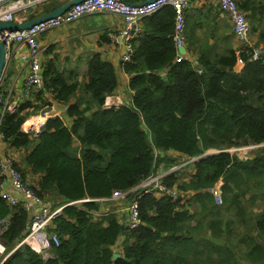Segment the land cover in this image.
Segmentation results:
<instances>
[{"label":"trees","instance_id":"obj_1","mask_svg":"<svg viewBox=\"0 0 264 264\" xmlns=\"http://www.w3.org/2000/svg\"><path fill=\"white\" fill-rule=\"evenodd\" d=\"M65 1L48 0L28 20ZM237 4L264 47V0ZM185 14L184 45L197 30L204 38L202 44L192 43L200 54L198 64L183 56L172 61L177 54L174 11L167 6L143 18L145 28L132 39L130 59L121 61L129 75L127 87L133 90L130 104L104 106L117 77L115 67L98 52L89 56L86 78L81 80L77 71L58 66L55 54L42 65V87L32 92V99L18 101L14 110L3 114L0 132L8 145L24 150L21 167L39 175L34 184L27 180L33 191L46 199L59 196L60 204L108 197L114 189L137 185L154 172L156 161L168 149L188 157L210 148L217 151L194 161L195 171L188 179L179 181L176 170L163 176L166 185H176V198L141 193V222L134 228L125 229L113 213L93 219V211L100 208L94 200L65 204L52 220L59 240L51 242L49 257L25 243L15 247L31 214L0 197V220L7 219L0 239L9 253L1 264H243L242 259L264 264V209L255 215V235H240L238 241L246 249L238 257L235 248L215 240L221 236L217 209L222 202L217 203L210 190L221 180L222 201H232L245 194L240 184L248 178L264 192V154L242 159L227 150L264 142V63L251 59L245 48L236 54L227 23L219 19L221 26H216V13L190 8ZM216 27L219 33L214 32ZM209 37L214 42L208 46ZM238 59L243 66L236 71ZM168 65L162 77L157 70ZM55 102L66 105V121L47 116L38 132L24 130L30 116L44 114ZM197 213L199 220L192 225ZM121 235L122 248L114 258Z\"/></svg>","mask_w":264,"mask_h":264},{"label":"built area","instance_id":"obj_2","mask_svg":"<svg viewBox=\"0 0 264 264\" xmlns=\"http://www.w3.org/2000/svg\"><path fill=\"white\" fill-rule=\"evenodd\" d=\"M43 0H36L41 2ZM218 6L224 12L231 23L235 38L240 45L237 48V53L241 48H245L249 52L251 59H261L264 63V47L261 45L254 46L250 39V24L246 17V13L238 7L237 0H217ZM190 5V0H152L143 4L136 2H128L125 0H81L70 5L66 10L57 16L45 19L30 27L19 30H0V42H3L5 48L6 61L12 56L17 58L27 65V73L24 79V88L22 90V100L30 97L32 90H38L42 87V47L38 40L39 36L46 31L70 23L84 15L95 13H111L118 15L121 18V25L116 33H110V41L114 44H120L122 52L120 55L121 61H127L131 57L133 51L132 39L141 32V22L147 15L157 12L164 7H171L174 11V34L173 38L176 45H184V31L186 10ZM18 8L15 6L14 0H0V20L13 21L14 11ZM16 45L17 50H12V46ZM239 60V59H238ZM241 60V59H240ZM197 72H202L200 67L196 68ZM3 73V71H2ZM3 76L0 75V121L6 111L15 109L16 104L8 101V98L2 93ZM61 104V103H60ZM55 103H52L50 109ZM62 105V112L54 110L53 113L44 112L46 116L57 115L62 120L66 105ZM0 136L4 139L3 133ZM264 143L250 144L237 148L241 151L251 147L262 146ZM156 152L155 154H157ZM197 160V157H187L185 163H192ZM156 165V164H155ZM162 165V164H161ZM160 168H164V166ZM179 165H171L168 169L151 173L146 178L142 179L137 185L128 189H114L110 196L100 198H83L75 201L55 206L52 202L33 191L22 171L15 163L14 158L8 152H0V197L10 205L20 204L25 210L31 214L29 224L23 236L18 240L15 247L22 243L27 244L30 248L40 253L43 257L51 256L49 246L51 242L58 243V235L52 227V220L60 214L61 209L65 204H73L86 200H94L100 204V208H104V212L124 214V221H118L126 228L131 229L136 227L141 219L138 214V200L141 193H150L152 195H168L176 198L179 194L176 187L168 186L163 182V176L168 171L179 168ZM6 182L10 187H6ZM220 181L210 190L215 195V201L220 203V196L214 188L218 187ZM113 207V208H111ZM111 208V209H110ZM99 210L93 211V219H100ZM7 219L0 220V234L6 226ZM6 253L5 246L0 239V254ZM8 253L5 254V257ZM2 259V261L5 259ZM1 261V262H2ZM0 262V264H1Z\"/></svg>","mask_w":264,"mask_h":264},{"label":"crops","instance_id":"obj_3","mask_svg":"<svg viewBox=\"0 0 264 264\" xmlns=\"http://www.w3.org/2000/svg\"><path fill=\"white\" fill-rule=\"evenodd\" d=\"M35 1L36 0H14L15 6H18L16 10H19V9H22V10H19L17 13L14 14L13 21L14 22L26 21L29 19L28 17L31 14L35 12H39L41 10V7H37L38 3H35ZM190 7L194 9L195 13H196V9H202L209 14L216 13L218 17L216 19V26H221L219 19L226 22L229 27L228 32L232 34L230 37V45H232V47L235 48V52L237 54L236 49L239 46L238 41L236 40L235 35L233 33L229 18L224 12L220 10L218 6V1L217 0H193ZM165 9L166 7L161 8L157 12L151 15L159 14L163 12ZM88 17H91V19L100 18V23L103 26L101 27V30L96 32L94 35H90L88 32H84L83 33L84 39L82 40L83 42L82 46L75 47L74 45H71L69 43L70 35L67 30L68 28L67 25H70V24H65V25L50 29L39 36L38 40L42 47V51H41L42 65H44L46 60L50 59L53 55L57 54L58 55V59H57L58 66H60L63 69H67V70L70 69L72 71H77L78 80H81V79L86 78L84 74H85L86 64H87V60L89 56L93 52H98L102 59L109 61L115 67V73L117 77V86L111 94L105 97L104 106L105 107H118L121 104H130L133 90L127 87L129 75L124 71L122 64H121L120 55L122 52V47L120 44L112 43L109 37L110 33H116L118 31L119 26L121 25V18L118 15H114L111 13H98V14H94ZM88 17H85V18H88ZM145 22H146V19H143L141 22V32L145 28ZM214 32L219 33V30L217 29V27ZM198 36H199V39H198ZM250 39L253 44L258 43L257 45L263 46L261 42H258V32L257 31L251 30ZM203 41H204V38L201 37L200 31L197 30L188 39H186V43L183 46L182 50L179 49V45H175L177 54H176V57L172 61L176 62V60L180 59L182 55L183 57L189 59L193 64H198V59H199L200 54H199L198 49L192 46V43L202 44ZM213 42H214V38L209 37L206 42V45L208 46L212 45ZM12 50H17L16 45L12 46ZM211 56H213V54H211ZM242 66H243V61L239 59L235 63L234 69L236 71H239L241 70ZM170 67L171 66L168 65L165 68L159 69L157 71L162 77H164ZM26 73H27V65L21 62L17 58V52H16V56H12L10 60L6 61L4 68H3V73H2V76L4 77L3 78L4 81H3L1 91L8 98L9 102L17 105V102L22 100V90L24 88V79H25ZM34 91L35 90H32V92ZM33 95L34 93H32L29 99L33 98ZM47 96H48V99L51 98L50 94H47ZM54 110L62 112V105L58 102H55V105L49 111L53 113ZM46 115L43 116L40 114H35V115L30 116L28 120L26 121V126L28 127V124H29L31 125V128H33L35 132H38L40 125L47 118ZM4 151L12 155L15 163L21 168L23 173L25 172V177L29 182L34 184L35 181L38 180L39 178L38 174L30 173L28 169L22 168L20 165L21 157L23 155L24 150L11 147L0 136V152H4ZM163 154L165 155L171 154L175 156V155L183 154V153L177 150H174V149H168L164 151ZM6 187H10V184L8 182H6ZM259 201L260 199L257 200V202ZM256 209L257 208H255V210ZM98 210H99L98 212L101 213L99 218H102V216L107 214L106 212H104L105 209L102 207L99 208ZM257 210L259 211L260 208ZM254 219H255V216H254ZM104 221L105 220H103V222ZM114 249H116V247Z\"/></svg>","mask_w":264,"mask_h":264},{"label":"rangeland","instance_id":"obj_4","mask_svg":"<svg viewBox=\"0 0 264 264\" xmlns=\"http://www.w3.org/2000/svg\"><path fill=\"white\" fill-rule=\"evenodd\" d=\"M47 1L48 0H43L41 2H35V3H38L37 7H41V4L43 5V3H46ZM192 1L193 0H190V5L188 6L186 10L187 13L190 10V8H192L190 7ZM19 10H22V9H19ZM19 10H15L14 14L17 13ZM95 14H98V13H95ZM92 15L94 14L84 15L70 23H67V24H70V25H67L68 27L67 30L70 35L69 43L71 45H74L75 47L82 46L83 45L82 40L84 39L83 38L84 32H88L90 35H94L96 32L101 30V27L103 25L100 23V18L91 19V17H88ZM85 17H88V18H85ZM246 17L249 22V17L247 15ZM187 22H188V18L186 17V23ZM238 45H242V44L238 42ZM40 115L45 116L43 113ZM24 130L31 131V133L34 132L33 128L31 127L30 128L28 127L27 129H24ZM228 149L231 153L236 154L238 157L242 159L248 156H251V155L253 156L256 153L264 154V146L255 147V148L251 147V148H247L241 151H237V150L233 151L232 147ZM165 157H167L168 159H166ZM186 158L187 157L184 154H178L175 156L171 154H166L164 155L163 158H158L156 165H155L154 173L166 170L171 165L181 164V166L176 169L177 171L176 176L178 177L179 181H182L183 179H188L189 175L192 173L193 164L190 162L185 163ZM160 165L161 167L164 166V168L161 169ZM243 188L246 189L245 194L235 196L232 201H227V202L222 201L221 182L218 185V187L214 188V190L218 192L220 196V203L222 202L220 204V208L217 209L220 211L219 217L221 219V224H220L221 236L219 238H216L215 240L225 241L230 246L235 248V251L237 252L238 257H241L243 251L246 249L245 243L238 241V239L241 237L240 235L243 233L249 234V235H255L256 231L253 226L254 216L258 212L257 209L259 208L264 209V192L261 190L260 187L257 186V181L254 179L247 178L245 179V181H242V183L240 184V189H243ZM47 198L55 206H58L61 203V198H59L58 196L50 195V196H47ZM258 199H260L259 202H257ZM187 206L189 207L190 210L193 209L191 206V203L187 202ZM255 208L257 209L255 210ZM114 213L120 219V221H124L125 219L124 214H119L117 212H114ZM100 215L98 216V218L100 217ZM199 217H200V214L197 213L196 219L192 221L191 224L194 225L195 221L199 220ZM225 224H228V228L225 227ZM204 232H206V235L209 234V230H206V231L204 230ZM122 238H123V235H121L120 238L116 242V245H117L115 249L116 251L114 250V252L116 253H118L122 248ZM6 253L0 254V262L5 257ZM242 263L249 264L245 259L244 260L242 259Z\"/></svg>","mask_w":264,"mask_h":264},{"label":"water","instance_id":"obj_5","mask_svg":"<svg viewBox=\"0 0 264 264\" xmlns=\"http://www.w3.org/2000/svg\"><path fill=\"white\" fill-rule=\"evenodd\" d=\"M79 1H81V0H67L63 4H61L60 6H58L57 8H55L54 10H52L46 14H43L39 17L30 19V20H26V21H22V22L0 20V30L1 29L19 30L22 28L30 27L35 23H38V22L43 21L45 19L57 16L58 14L62 13L64 10H66L70 5L77 3ZM148 1H152V0H141V1H138L136 3L137 4H143V3L148 2ZM182 48H183V46H179L180 50H182ZM5 63H6L5 48H4L3 42H0V75L2 74ZM208 154H210V153L205 152V153L197 156V160L204 158ZM112 256L115 258L118 256V253L113 252Z\"/></svg>","mask_w":264,"mask_h":264},{"label":"clouds","instance_id":"obj_6","mask_svg":"<svg viewBox=\"0 0 264 264\" xmlns=\"http://www.w3.org/2000/svg\"><path fill=\"white\" fill-rule=\"evenodd\" d=\"M250 29H251V26H250ZM184 46V45H183ZM263 47V46H262ZM182 56V55H181ZM202 69V68H201ZM261 143H264V142H261ZM251 144H255V143H251ZM256 144H259V143H256ZM247 145H250V144H247ZM247 145H241V146H247ZM241 146H233L232 147V150L234 151V150H237V148L238 147H241ZM262 146H264V145H262ZM261 146V147H262ZM258 147H260V146H258ZM228 151H229V149H227ZM215 151H217V149H213V148H210V149H207V151H205V152H209L210 154L211 153H213V152H215ZM205 152H203V153H205ZM230 152V151H229ZM203 153H201V154H203ZM161 153H157L156 155L157 156H159ZM163 154V153H162ZM201 154H199V155H201ZM163 155H165V154H163ZM185 155V154H184ZM199 155H195L196 157L197 156H199ZM209 155V154H208ZM186 156V155H185ZM252 156V155H251ZM251 156H248V158L249 157H251ZM186 157H188V156H186ZM189 157H194V156H189ZM240 158V157H239ZM247 158V157H246ZM246 158H244V159H246ZM200 160V159H199ZM196 161H198V160H196ZM157 162V161H156ZM176 170V169H175ZM175 170H171V171H175ZM171 171H168V173L169 172H171ZM195 171V166H194V162H193V169H192V173ZM191 173V174H192ZM189 178V177H188ZM220 182H221V184H222V181L220 180ZM173 186V185H172ZM175 187H176V185H174ZM176 189H177V187H176ZM177 191H178V189H177ZM179 192V191H178ZM189 195V192L188 191H186V193H185V197L184 198H187V196ZM115 247H117V245H115ZM9 254V253H8ZM7 254V255H8ZM6 258V257H5ZM2 263V262H1Z\"/></svg>","mask_w":264,"mask_h":264},{"label":"bare ground","instance_id":"obj_7","mask_svg":"<svg viewBox=\"0 0 264 264\" xmlns=\"http://www.w3.org/2000/svg\"><path fill=\"white\" fill-rule=\"evenodd\" d=\"M28 127L30 128V127H31V125H29V124H28ZM28 127H27V128H28Z\"/></svg>","mask_w":264,"mask_h":264}]
</instances>
